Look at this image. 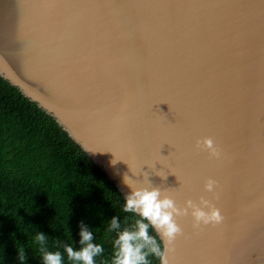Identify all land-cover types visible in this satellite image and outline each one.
I'll list each match as a JSON object with an SVG mask.
<instances>
[{"label":"water","instance_id":"obj_1","mask_svg":"<svg viewBox=\"0 0 264 264\" xmlns=\"http://www.w3.org/2000/svg\"><path fill=\"white\" fill-rule=\"evenodd\" d=\"M0 74L124 196L147 173L212 200L223 222L178 218L170 264H264V0H0Z\"/></svg>","mask_w":264,"mask_h":264},{"label":"trees","instance_id":"obj_2","mask_svg":"<svg viewBox=\"0 0 264 264\" xmlns=\"http://www.w3.org/2000/svg\"><path fill=\"white\" fill-rule=\"evenodd\" d=\"M124 198L57 119L0 74V264H42L37 232L47 235L48 250H78L81 222L103 246L96 260L104 264L115 238L110 219L123 227L138 218L122 212Z\"/></svg>","mask_w":264,"mask_h":264},{"label":"clouds","instance_id":"obj_3","mask_svg":"<svg viewBox=\"0 0 264 264\" xmlns=\"http://www.w3.org/2000/svg\"><path fill=\"white\" fill-rule=\"evenodd\" d=\"M196 146L208 151L213 158L220 159L222 156L211 137L198 139ZM144 175V182L148 186L143 187L137 186L138 181L124 177V183L131 192L124 198L122 212L135 214L138 218L127 225L128 217H125L126 226L123 227L118 216L110 219L106 231L114 232L115 238L112 241L111 258L104 264H151V256L157 258L159 264H170L169 257L175 253V241L183 234L178 218L190 215L196 230H201L203 226L219 225L224 220L220 209L211 199L201 196L198 202L186 199L183 205H178L167 189L153 186L147 179L148 174ZM161 177L166 178V175ZM216 189L217 181L209 177L204 183V191L216 196ZM150 230L157 232L159 239ZM79 234L81 247L78 250L70 244H64L62 250L58 247L52 251L47 247V235L37 232L35 240L40 245L42 264H97L96 258L104 253L103 246L94 242L93 232L83 222ZM19 259L22 262L25 260V254L21 251Z\"/></svg>","mask_w":264,"mask_h":264}]
</instances>
